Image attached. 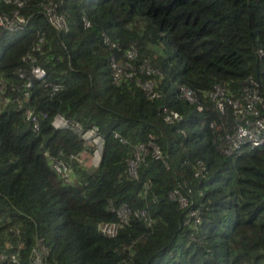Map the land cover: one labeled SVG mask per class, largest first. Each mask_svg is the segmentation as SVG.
<instances>
[{"label": "trees", "instance_id": "obj_1", "mask_svg": "<svg viewBox=\"0 0 264 264\" xmlns=\"http://www.w3.org/2000/svg\"><path fill=\"white\" fill-rule=\"evenodd\" d=\"M47 4L65 29L51 26ZM14 11L27 23L0 28V252L32 264L41 241L47 264H264V145L224 154L239 118L209 97L220 86L244 103L251 81L264 103V0L0 1L1 14ZM112 60L132 77L114 83ZM20 107L37 116V132ZM164 109L181 119L168 124ZM56 115L103 137L99 166L70 162V184L45 155L68 162L84 145L51 126ZM121 208L127 222L107 237L98 227L118 222ZM192 210L197 225L187 223Z\"/></svg>", "mask_w": 264, "mask_h": 264}, {"label": "built area", "instance_id": "obj_2", "mask_svg": "<svg viewBox=\"0 0 264 264\" xmlns=\"http://www.w3.org/2000/svg\"><path fill=\"white\" fill-rule=\"evenodd\" d=\"M5 1L6 0H0ZM59 1V0H58ZM45 15L51 24V26L59 31L65 29L66 23L64 17L57 12V5L47 4L44 7ZM26 25V19L21 17L18 11L12 12L10 15L0 13V28L8 32H17L22 30ZM89 23L85 22V27H89ZM37 50H39L37 48ZM134 53L129 52L127 55L128 59H133ZM24 61L27 59H23ZM28 60L32 63L34 60L28 57ZM111 69L113 72V81L114 83H119L123 77H132V72H126L123 67H121L115 60L111 61ZM149 73V71H148ZM31 76L37 80H43L45 78V72L39 67H33L31 70ZM249 84L253 87L251 90L245 91L244 103L237 101H231L225 97V90L220 86H215L209 97L215 101L216 108L223 112L225 104H229L234 112V115L239 118V124L231 136H227L226 142L227 147L223 149V153L229 155L232 152H237L243 147L248 146L250 148H257L264 145V117L258 116L256 111V106L261 105V109L264 112V103L262 98L258 95L256 86L253 82L249 81ZM29 85H27L28 87ZM141 88L150 95L152 92V84L150 82L140 85ZM182 96L187 98L189 101H193L192 94L187 89H181ZM25 99L28 98V94H24ZM155 94H152L151 97H154ZM164 120L168 124L178 122L181 117L175 112L163 110ZM255 115V116H254ZM254 116V117H253ZM25 120L30 124L33 132L39 130L37 116L34 115L33 111L27 109L24 111ZM51 125L54 129L58 130H71L73 132L79 133L81 140L84 143V147L87 149L94 148L93 159L96 158V166L99 164L100 155L103 148V139L100 135L99 129L94 126L87 131H82L78 124L72 123L61 115H57L51 122ZM148 147L153 149V156L155 158H160V152L152 143L148 144ZM82 152L78 155L69 156V161H64L61 158H54L47 156L51 169L59 177V179L65 183L70 184L74 181L73 168L71 166L72 162H76L81 166L86 164L84 154ZM147 153V149L144 145L140 144L135 147L134 159L129 162V174L133 177L136 176V168L143 161L144 155ZM71 162V163H70ZM95 166V167H96ZM200 174V173H199ZM173 199H177L180 204V207L185 209L188 207V197L181 196L178 191L172 195ZM119 218L118 222L114 223H105L100 224L98 229L99 231L106 235L107 237H115L118 230L122 224L127 222V217L129 212L125 208H121L117 211ZM136 217L144 216V212L135 213ZM193 221L194 225L199 223L198 213L194 210L189 211L187 215V223ZM46 251L45 248L41 245V241H37L34 249L32 250V264H47L46 262ZM10 260L11 263L16 264L15 256H7L4 253L0 252V261ZM51 264V263H48Z\"/></svg>", "mask_w": 264, "mask_h": 264}, {"label": "clouds", "instance_id": "obj_3", "mask_svg": "<svg viewBox=\"0 0 264 264\" xmlns=\"http://www.w3.org/2000/svg\"><path fill=\"white\" fill-rule=\"evenodd\" d=\"M26 23H27V21H26ZM6 32H8V31H6ZM18 32V31H17ZM8 33H12V32H8ZM13 33H15V32H13ZM33 67H36V66H33ZM32 67V68H33ZM32 68H31V70H32ZM43 70V69H42ZM44 71V70H43ZM30 75H31V72H30ZM32 77V76H31ZM33 78V77H32ZM34 79V78H33ZM35 80H37V79H35ZM37 81H42V82H44L45 81V78L43 79V80H37ZM28 108L27 107H24V108H21L20 107V110L22 111V112H24L25 110H27ZM30 110V109H29ZM32 111V110H31ZM23 116H24V113H23ZM57 116V115H56ZM62 116V115H61ZM64 117V116H63ZM25 118V117H24ZM65 118V117H64ZM68 120V119H67ZM71 122V121H70ZM73 123V122H72ZM29 124V123H28ZM30 125V124H29ZM52 126V125H51ZM56 130H58V129H56ZM65 130V129H64ZM66 130H68V129H66ZM83 131V130H82ZM87 131V130H86ZM100 132V131H99ZM79 134V133H78ZM101 135V134H100ZM80 136V135H79ZM102 137V136H101ZM81 139V138H80ZM102 139H103V137H102ZM82 141V140H81ZM83 145H84V143H83ZM103 145H104V143H103ZM84 147V146H83ZM102 151H103V148H102ZM82 152H86L85 154L87 155V156H89V157H91V159H93V155H94V148H83V151ZM82 152H80V153H78V154H81ZM78 154H76V155H78ZM84 154V155H85ZM101 155H102V153H101ZM101 155H100V160H101ZM47 157V156H46ZM54 157V156H53ZM54 158H57V157H54ZM48 159V158H47ZM76 163V162H75ZM99 163H100V161H99ZM78 164V163H77ZM99 166V164L96 166V167H94V169H96L97 167ZM83 167V166H82ZM0 262H2V261H0Z\"/></svg>", "mask_w": 264, "mask_h": 264}, {"label": "rangeland", "instance_id": "obj_4", "mask_svg": "<svg viewBox=\"0 0 264 264\" xmlns=\"http://www.w3.org/2000/svg\"><path fill=\"white\" fill-rule=\"evenodd\" d=\"M85 160H86V164L83 167L89 171L95 170L94 167L96 166V158L91 159V157L87 156Z\"/></svg>", "mask_w": 264, "mask_h": 264}, {"label": "crops", "instance_id": "obj_5", "mask_svg": "<svg viewBox=\"0 0 264 264\" xmlns=\"http://www.w3.org/2000/svg\"><path fill=\"white\" fill-rule=\"evenodd\" d=\"M84 157L87 158V155L85 154Z\"/></svg>", "mask_w": 264, "mask_h": 264}]
</instances>
